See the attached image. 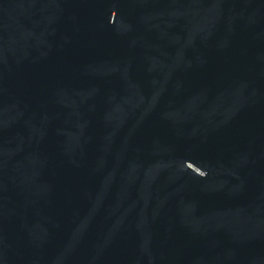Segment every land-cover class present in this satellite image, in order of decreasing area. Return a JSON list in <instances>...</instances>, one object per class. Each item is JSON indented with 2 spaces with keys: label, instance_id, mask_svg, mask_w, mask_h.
Returning a JSON list of instances; mask_svg holds the SVG:
<instances>
[{
  "label": "water",
  "instance_id": "95a60500",
  "mask_svg": "<svg viewBox=\"0 0 264 264\" xmlns=\"http://www.w3.org/2000/svg\"><path fill=\"white\" fill-rule=\"evenodd\" d=\"M75 0H0V264H78L69 143Z\"/></svg>",
  "mask_w": 264,
  "mask_h": 264
}]
</instances>
